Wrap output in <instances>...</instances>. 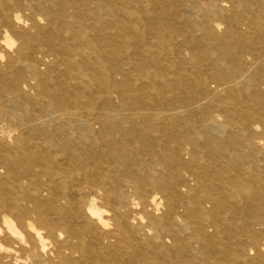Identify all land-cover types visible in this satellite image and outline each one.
<instances>
[{
	"label": "bare ground",
	"instance_id": "6f19581e",
	"mask_svg": "<svg viewBox=\"0 0 264 264\" xmlns=\"http://www.w3.org/2000/svg\"><path fill=\"white\" fill-rule=\"evenodd\" d=\"M0 264H264V0H0Z\"/></svg>",
	"mask_w": 264,
	"mask_h": 264
}]
</instances>
